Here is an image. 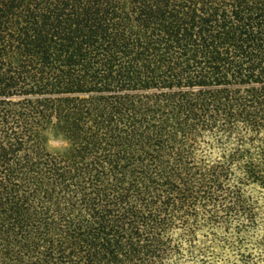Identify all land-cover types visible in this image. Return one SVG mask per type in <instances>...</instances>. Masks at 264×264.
<instances>
[{"label": "trees", "instance_id": "trees-1", "mask_svg": "<svg viewBox=\"0 0 264 264\" xmlns=\"http://www.w3.org/2000/svg\"><path fill=\"white\" fill-rule=\"evenodd\" d=\"M0 264H264V0H0Z\"/></svg>", "mask_w": 264, "mask_h": 264}, {"label": "rangeland", "instance_id": "rangeland-1", "mask_svg": "<svg viewBox=\"0 0 264 264\" xmlns=\"http://www.w3.org/2000/svg\"><path fill=\"white\" fill-rule=\"evenodd\" d=\"M128 1V0H125ZM59 137V141H57ZM44 143L46 148L52 152H63L62 136L58 133L53 126H49L44 130Z\"/></svg>", "mask_w": 264, "mask_h": 264}, {"label": "clouds", "instance_id": "clouds-1", "mask_svg": "<svg viewBox=\"0 0 264 264\" xmlns=\"http://www.w3.org/2000/svg\"><path fill=\"white\" fill-rule=\"evenodd\" d=\"M57 141H59V137H57ZM63 150H68L69 148H71V142L67 139V138H65L64 140H63ZM218 158V157H217ZM179 230H176L175 232H173L172 233V236L173 237H175V235L177 234V232H178Z\"/></svg>", "mask_w": 264, "mask_h": 264}]
</instances>
